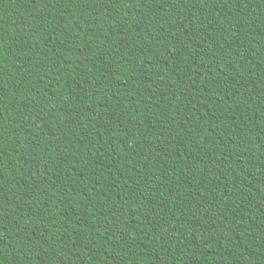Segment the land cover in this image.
Wrapping results in <instances>:
<instances>
[{
    "label": "trees",
    "instance_id": "1",
    "mask_svg": "<svg viewBox=\"0 0 264 264\" xmlns=\"http://www.w3.org/2000/svg\"><path fill=\"white\" fill-rule=\"evenodd\" d=\"M159 7V4H150L142 19L139 15L142 9L136 5L105 13L107 5L98 10L92 0L87 4L83 0H51L47 7L44 0H39V6L33 0H0V33L6 44L0 53V65L5 73H11L15 78L6 76L8 83L5 85L8 91L5 104L11 115L6 113L7 119L3 122L5 139L2 146L14 155L0 165V173L14 186L5 184L9 204H5V209L12 217L9 215L4 223L9 227L21 223L30 228L37 224L47 225L58 238L64 235L57 232L63 225L68 234L81 228L83 235L88 228L101 223L97 214L100 204L108 205L104 211L110 216L112 207L108 202L122 196L121 202L129 210H140L146 201L142 199L140 205L135 201L147 194L161 215L159 205L164 201L165 212L176 214L174 221H191L185 222L183 227L189 234L192 252L181 251L174 262L169 256L172 249L164 243V247L155 250L160 254V264H193L197 260L200 264H264V251L257 249L264 240V220L260 219L264 216V208L258 203L261 190H264V177L259 175L264 165V145L260 143L264 138V18L254 19L264 9V0L245 5L241 9L245 15L238 21L234 6L219 5L221 11L228 14V19L224 20L215 11L217 4L209 6L201 0L194 13L184 9L179 18L183 21L190 15L194 17L195 25L187 24L188 34L177 31L176 13L180 9L173 10L165 3L167 14L157 15L155 10ZM249 12L251 15L247 14ZM88 20L92 23H86ZM77 21L83 31L73 32L71 29ZM233 24L244 27L234 28ZM197 27L201 30L196 31ZM21 34L20 47L26 49L23 52L17 51L12 38ZM73 36L78 38L72 39ZM173 36L181 42L186 38L191 40L178 60L172 59L168 50L171 47L169 41L176 43ZM81 51L84 57L80 56ZM108 51L112 52L111 57L107 56ZM171 52L176 53L177 49L171 48ZM146 59L149 64L145 63ZM197 64L201 67L197 68ZM117 71L124 73L119 83H127L126 88L117 89L113 84ZM85 72L90 77L88 83L84 82ZM105 74L107 80L103 79ZM129 75L136 76V80L126 79ZM25 82L31 88L16 95L12 84L24 89ZM109 87L112 92L108 91ZM74 90L76 95L72 94ZM116 91L120 93L119 99L113 96ZM44 100L51 103L41 117L36 104ZM25 105L28 119L34 125L33 142L40 145L35 150L28 147V132L16 124ZM13 126L24 133L23 147L14 143L16 137L9 136ZM41 127L43 133L39 132ZM35 135L40 136L39 141H35ZM50 144L54 146L50 147ZM25 152L29 161L35 159L40 163L39 158H43L53 166V175L43 184L44 196L39 201L29 197L34 183L42 180V176L34 181L27 175L29 166L24 164ZM225 153L233 158L217 164V160L225 159ZM209 164L214 167H206ZM39 171L45 172L43 168ZM194 174L196 178L192 179ZM81 175L85 177L83 181L79 179ZM113 176L116 177L114 181ZM141 176V189L133 191V182ZM253 176L255 180H252ZM169 178L171 185L167 184ZM162 180L164 184L160 183ZM179 180L185 183L183 188L177 189ZM110 181L111 186H108ZM249 181L255 186L249 185ZM245 189H248L247 197L243 196ZM174 192L176 195L172 196ZM238 193L247 204L239 202ZM62 195L66 199L61 203ZM30 206L34 209V219L28 212ZM201 206L205 210L218 208L220 216L213 219L212 213H206L207 220L195 216ZM60 209L64 210L63 215ZM132 215L135 218L136 212ZM52 216L55 220L50 222ZM84 216L88 218L87 223ZM244 217L251 219L246 218L240 224ZM225 218L229 223L218 230L213 227L223 224ZM198 222L204 225L203 229L194 227ZM155 223L154 220L153 226ZM256 225L260 227L250 236L242 230ZM233 227L244 241L240 251L234 242L229 243ZM121 229H124L123 224L116 231ZM205 229L208 238L215 239L217 244L206 243L202 236ZM4 231L8 232L7 229ZM142 231H148V228ZM192 233L200 237L199 241ZM257 233H260V239L253 240ZM94 235L102 247L109 252L113 249L109 253L101 248L103 256L109 260L123 259L117 255L124 245L114 242L116 233H113L112 241H105L99 232ZM176 235L180 237L179 232ZM10 238L0 239L5 246V255L11 248ZM123 240L129 241L130 248L133 242L145 247L143 242L127 235H123ZM169 244L175 250V244L171 241ZM195 244H200L205 251H199ZM75 247L69 244L65 251L57 247L56 253H52L44 243L43 251L39 247L33 248V255L39 253L33 264H73L74 260L76 264H87L89 256L93 260L97 258L91 246L80 248L78 252ZM12 251L15 257V250ZM207 251L215 255L208 256L212 253L207 255ZM229 251L232 256L228 255ZM126 254L137 258L135 252Z\"/></svg>",
    "mask_w": 264,
    "mask_h": 264
},
{
    "label": "snow or ice",
    "instance_id": "2",
    "mask_svg": "<svg viewBox=\"0 0 264 264\" xmlns=\"http://www.w3.org/2000/svg\"><path fill=\"white\" fill-rule=\"evenodd\" d=\"M83 2L84 4H87L88 0H83ZM200 2L201 0H92V3L98 10L102 9V7L106 4L107 8L104 9L105 13L115 12L118 7L127 6L130 8L133 5H136L138 8L142 9L139 12V15L141 16L142 19L146 15L145 10L148 9L150 4L160 5V7L155 10L157 15H160L162 12L164 14H167L168 10L164 8V4L167 3L170 5V7L173 10L180 9V11L176 13V18L178 21H179V18L183 16L184 9H188L190 13H194L196 5L199 4ZM203 2L209 6H211L213 3L217 4V8L215 9V11L217 12L219 16H222L224 20L228 19V14L223 13L219 5L222 4L225 7L234 6L236 9V13H237L236 19L238 21L240 16L245 15L244 12H241V9L245 5L252 4L254 0H203ZM256 2H258V0H256ZM33 3L39 6V0H33ZM44 3H45V6L47 7L48 4L51 3V0H44ZM89 11H91V9H89ZM262 13H264V9H262L260 15L258 17H254V19L264 18V15H262ZM99 14L100 13L98 12L97 16H99ZM247 14L251 15L250 12ZM125 15L127 16L128 13L125 12ZM163 18L164 16H161V19ZM159 22L160 21H157V23ZM216 22L219 23V20H217ZM86 23L91 24L92 20H88L86 21ZM188 23H192L193 25H195L196 21L194 20V17L192 15L185 17L183 21H179V26L177 27V31L183 34H188L189 33V29L187 27ZM232 27L242 28L244 27V25L243 24H233ZM77 30L83 31V28L80 27L78 21L76 23V26L73 27L71 31L75 32ZM195 30L200 31L201 29L197 27ZM66 31L68 30L66 29ZM121 35L123 36L124 34L121 33ZM12 38L16 43L17 51L19 52L26 51L25 48L20 47L23 41L22 34L19 37L14 36ZM77 38L78 37H75V36L72 37V39H77ZM172 40H175L176 43L172 44L171 41H169V44H171V47L168 49L169 54L172 59L178 60L179 55L182 54L184 50L188 48V44L191 43V40L186 38L184 42H181L180 40H177L175 36L172 37ZM199 46H200L199 43H197L196 47L199 48ZM5 47H6V44L3 39V34L0 33V53L3 52V49ZM35 47L39 48V44H36ZM166 47H168V45H166ZM171 48L177 49V52L172 53ZM121 50L122 52L125 51L123 43L121 44ZM64 51H75V49H64ZM208 51H211V49H208ZM111 55H112V52L108 51L107 56L111 57ZM198 55L199 53H197V56L193 57L194 61L197 59ZM80 56L84 57L83 51L80 52ZM60 59L63 60V57H60ZM86 59L87 58L85 57V60ZM121 60H123V55H121ZM81 63H84V60H82ZM145 63L149 64V60L146 59ZM197 65H196L197 68L201 67L200 64H197ZM101 71L103 70L101 69ZM52 75L54 76L55 72H53ZM114 75L117 77V79L113 81V84L115 85V87L117 89L126 88L127 83H124V84L119 83V78L123 77L124 73L117 71ZM6 76L12 77V74L5 73L3 69V65H0V165H2L5 162L6 158H10V155H14V153L10 154L9 152L3 150V146H2L3 141L5 139V137L2 134L3 133V122L7 119V115H11V113L8 110V107L5 104V102L8 100V91H7V88L5 87V85L8 83ZM83 78H84V82L88 83V80L90 79L88 72L84 73ZM12 79L15 80L14 77H12ZM103 79L107 80L106 74L103 76ZM126 79L135 81L136 76L129 75L126 77ZM212 82L215 83V81H212ZM12 87H13L14 93L16 95H20L26 89H30L31 85L25 82V88L21 89L17 84L13 83ZM108 91L112 92V87H109ZM197 91H199V89H197ZM72 94L76 95L75 90L73 91ZM100 94L101 95L103 94V92L101 93V90H100ZM81 95H83V93H81ZM113 96L119 99L120 93L118 91L113 92ZM33 103H36V101H33ZM50 103H51L50 100H44L36 104L37 108H39L40 110L39 115L41 117L43 116L46 106ZM190 103H194V101H190ZM24 107H25V110L20 114V119L16 121V124H19L21 128H25V130L28 132V136H27L28 147L30 149L35 150L40 145L39 143L33 142L34 133L32 131V128L34 127V125H32L31 121L28 119L29 113L27 111L26 105ZM192 110L194 111L195 109H192ZM52 111L55 112V109H53ZM78 111H90V109H79ZM68 115H71V112H68ZM92 115L95 116L96 113L93 112ZM157 122L160 123V121H157ZM262 131H264V129H262ZM39 132L43 133L44 128L41 127L39 129ZM225 135H227V133H225ZM9 136L16 137V139L14 140V143L23 147V144L25 141L23 132H20L19 129L13 126V130L9 133ZM100 139L103 140V137L101 136ZM39 140H40V136L35 135V141H39ZM260 143L264 145V138L260 139ZM51 146H54V145L50 144V147ZM157 151H159V149H157ZM24 155H25L24 164L29 166L27 175L32 177L34 181H36L37 177L42 176V180L34 183L31 189V196L29 197V199L35 198L37 201H39L44 196L43 184L48 182L47 181L48 176L53 175V166L49 165V163L43 160V158H39L41 162L36 163L35 159L33 161H29L27 159V152H25ZM59 155L63 156V153L60 152ZM226 158L228 162V160L232 159L233 157L231 156V154L225 153V159L217 160L216 163L217 164L225 163ZM206 167L211 168V167H214V165L209 164V165H206ZM41 168L45 170L43 174L39 171ZM189 171H191V169H189ZM165 172L168 173L167 168H165ZM259 175L264 177V165H262V171L259 173ZM247 176L249 175L247 174L246 178ZM113 177H114L113 179L114 181L116 177L115 176ZM55 178L57 180L60 179L59 176H56ZM195 178L196 176L194 174L192 176V179H195ZM79 179L83 181L85 179L84 175H81ZM142 179L143 177L141 176L139 180H136L133 182V191H137L138 189H141ZM255 179L256 177L253 176L252 180H255ZM111 183L112 181L109 182L108 186H111ZM160 183L164 184L165 181L162 180L160 181ZM171 183H172V180L171 178H169L167 180V184L171 185ZM184 183L185 182L183 180H179L178 183L176 184V188L177 189L183 188ZM5 184H10L14 186L12 181L6 180L5 177L2 175V173H0V239L7 238L9 236L11 237L10 239H8V243L11 245V248H8L7 255H5L4 253L5 246L2 243H0V264H3L4 261H8V264H33V261H37L39 257V253H36L35 255H33V248L39 247L43 251L44 243H46L47 246L51 248L52 253L53 252L56 253L57 247L65 251V249L68 248L69 244L76 245L74 249L76 252H78L80 248L86 249L89 246H91L93 255H95L97 258L93 260L92 257L89 256L87 260V264H160V260L158 259L160 254L157 253L155 250L159 247H164V243H167L168 247L172 249L171 254L169 255L168 251H167V254L173 258L174 262L177 260V254L181 253V251L192 252V246L188 243L189 234L188 232L185 231L183 227V224L185 222L191 223V221L190 220L189 221H182V220L174 221L173 215L176 216V214H173L169 211L165 212L164 209L166 206H165L164 201H161L159 205L162 211V215H161V213L157 211V207L152 205V202L151 200L148 199L147 194H145L144 196H139L140 199L138 202H137V199L135 201L137 205H140V201L142 199L146 201V203L143 205L142 208H140V210H135V209L129 210L128 206L125 203L121 202V200H123V197L118 196V198L114 202L113 201L108 202L112 207V214L109 216L104 211V209L108 205L102 203L99 205V208L97 211V214L101 217L100 224L93 225L94 228L93 227L88 228L87 231L84 232L83 235L81 234L82 232L81 228H76L74 229V232L72 234H68L67 229L64 228L63 225H61L60 228L57 229V232H63L64 235H60L58 238L57 233H54L51 229L47 227V225L37 224L35 227L30 228V227H26L22 225L21 223H19L18 226L12 225L11 227H9L7 224L4 223V221L7 220V217L9 215H11L12 217V213L10 214L8 210L5 209V204L6 203L8 204L7 197L5 196ZM249 185H254V184H252V182L249 181ZM93 191H95V189H93ZM153 191H155V189H153ZM171 195L175 196L176 193L175 192L171 193ZM243 196L244 197L248 196V189H245ZM238 197H239V193H238ZM165 198L167 199V196ZM49 199H51V197H49ZM64 199H66V197L62 195L61 203L63 202ZM233 199L236 200L237 197H234ZM239 202H243L246 204L248 203L247 201L243 199V197H239ZM185 203H187V201H185ZM258 203L262 208H264V190H261V195H260ZM46 206H49V205H46ZM36 207L37 208L39 207L38 203ZM145 210L147 211L146 215H145ZM236 211H238V209ZM28 212H29V215L32 216V218L34 219L35 218L33 215L34 209L31 206ZM133 212H136L135 218H133V215H132ZM206 213H212L213 219H216L220 216V212L218 208L205 210L203 206H201V208H198L197 211L194 213V215L203 217L205 220H207L208 215ZM60 214L61 215L64 214L63 209H60ZM184 215H186V213H184ZM246 218L251 219V217H244L243 219L240 220V224H243V221L246 220ZM83 219L85 223H87L88 221L87 216H84ZM260 219L264 220V216L260 217ZM18 220L19 218H17V222ZM54 220H55V216H52L49 218L50 222ZM154 220L156 223L153 226ZM227 223H229V220L225 218L223 221V224H215L213 225V227L218 230L219 228L223 227ZM121 224L124 225V229H121L120 231L117 232L116 229L120 228ZM133 224H135L137 227L136 228L128 227V225H133ZM194 227L199 230V229H203L204 225L198 222L196 225H194ZM257 227H260V226L256 225L254 227L243 228L242 230L245 232L246 235L250 236L251 233L256 232ZM101 228H102V231H101ZM144 228H148V231H142V229ZM5 229L8 230L7 233H5L4 231ZM137 229H139V231H137ZM97 232L100 233L101 237L105 238V241H112L113 233H116V239L114 242L118 245H121V244L124 245L117 252V255L123 258L122 260L120 261H116L115 259L109 260L107 257L101 254V248H103L104 251L106 252H109V251L107 250V248L101 246L100 240L97 238L96 235H94V233H97ZM177 232L180 233L179 238L176 235ZM149 234H151L150 238H149ZM123 235H127L129 237L138 239L139 241L143 242L145 247H141L140 243L138 242H133L130 248L129 241L123 240ZM192 235L197 241H199L200 237H196L195 233H192ZM202 236L205 238L206 243H211L213 245L217 244V241L215 239L208 238L207 229H205L202 232ZM41 237H45V239L42 240ZM231 237H232V240L229 241V243L234 242L235 246L237 247V251H240L241 250L240 245L244 244V241L243 239H241V237L237 233L236 227H233L231 229ZM238 237L240 239H237ZM145 238L147 239L145 240ZM252 239L259 240L260 233H257V235L255 237H252ZM38 241H40V243H38ZM169 241L175 244L176 246L175 250L173 249L172 244H169ZM61 243L63 244V247L60 246ZM195 247L199 251H205V249H201L200 244L198 245L195 244ZM13 249L15 250V253H16L15 257L13 256V251H12ZM257 249L259 251H264V240L260 241V243L257 245ZM129 251L135 252L137 254V258L133 259L130 254H126ZM199 251L197 253H199ZM112 252H113V249L109 253H112ZM208 253H212V255H208ZM206 254L208 256L215 255V253L211 251H207ZM44 255L45 256L48 255L47 251H44ZM228 255L232 256L233 253L229 251ZM252 255L253 257H255L256 253L253 252ZM73 264H76L75 260L73 261ZM193 264H200V262L197 260V261H194Z\"/></svg>",
    "mask_w": 264,
    "mask_h": 264
}]
</instances>
